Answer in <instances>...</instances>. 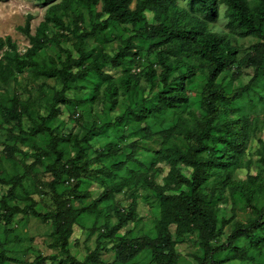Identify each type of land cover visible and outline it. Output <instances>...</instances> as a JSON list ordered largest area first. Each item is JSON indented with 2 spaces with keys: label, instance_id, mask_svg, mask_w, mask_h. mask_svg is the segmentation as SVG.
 I'll list each match as a JSON object with an SVG mask.
<instances>
[{
  "label": "trees",
  "instance_id": "trees-1",
  "mask_svg": "<svg viewBox=\"0 0 264 264\" xmlns=\"http://www.w3.org/2000/svg\"><path fill=\"white\" fill-rule=\"evenodd\" d=\"M38 1L53 4L57 0ZM132 2L63 0L45 15L33 36L30 34L32 17L27 16L25 24L17 28L30 43L23 54L9 36L0 38V84H7L16 73L25 69L44 78H56L62 84L60 100H54L48 115L40 117L27 131L23 129L22 121L25 117L31 118L28 104L17 97L0 103L6 123L18 130V138L33 139L40 134L49 137L45 150L33 147L29 171L9 179L0 176V184L12 190L22 188L23 180H30L31 173L40 167L52 176L49 187L54 205L51 210L37 212L36 202L30 196L29 203L23 207L10 205L7 198H1L0 241L4 231H7L5 228L15 218L32 216L50 222L53 245L60 253L59 258L52 257V260L58 264H103L99 257L109 252L114 253L119 264H137L141 253L146 255L147 264H179L176 243L170 232L173 227L175 237L197 234L203 251L202 259H197L201 264H221L217 258L225 252H229L233 259L258 264L256 257L264 249V178L261 177L264 173V145L258 152L261 173L248 175L242 183L236 182L233 176L249 146L250 126L244 119H230L229 113L231 107L264 76V0H187L188 9L178 7L175 0H137L134 9L130 7ZM98 4L102 5L106 18L96 23L94 18L100 16L95 14ZM219 4L226 6L227 27L234 35L258 40L251 46L250 52L239 60L253 70L252 78L236 90L226 83V72L237 61V49L231 46L225 35L208 29V25L218 18ZM77 7L85 8L90 16L88 29L79 27L78 23L83 21L80 13L72 24L66 25L62 20V16H69ZM57 12L62 16H58ZM49 24L63 32L62 38L71 37L74 40L72 48L75 56L71 51L62 49L66 57L60 62L54 58L39 60L44 43L50 41L47 35ZM111 25L129 26L133 32L120 42L112 55L102 48L88 46L89 39L99 40V35ZM135 40L149 41L154 48H161L158 54L160 72L157 73L152 65L143 70V77L148 83L146 87L140 84L137 75L131 74L130 67L139 61L140 47L133 43ZM185 61L197 63L198 68L187 65ZM169 63L175 65L170 66ZM105 66L120 68L123 72L119 82L127 97L123 114L100 127L94 123L84 128L81 134L58 136L51 127L56 118V105L65 101L63 97L71 89H78L74 86L78 82H90L93 77L104 79L111 88V95H116L111 75L102 70ZM179 66L184 70L176 71ZM198 70L207 73L200 101L202 115L198 118L189 111L191 127L187 128L188 121L181 117L189 105L185 81L192 79ZM238 77L237 72L232 81ZM156 79L160 89L152 95H145L146 89L152 91ZM90 95L92 98L93 95ZM112 104L110 111L116 102L112 101ZM168 113L176 116L178 121L165 129L161 126L156 128L155 122L161 125ZM121 126L126 127L127 138L135 140L120 148L107 145L95 152L97 162L112 163L111 167L96 172V181L103 187V192L92 204L79 210L73 209L72 201L89 198L88 193L79 190V181L83 175L90 174L91 160L87 153L91 138L101 135L106 129L117 130ZM156 135L162 138L159 149L146 151L145 155L132 154L138 139L150 140ZM68 147L74 153L71 156ZM121 151L127 153L124 161L118 159ZM124 170L127 172L125 176L122 174ZM72 185L74 187L69 189ZM138 186L154 193L158 216L147 232L128 237L120 231L129 222L139 221L136 203L131 202L126 214L118 212L113 226H109L108 216L102 212L100 205L113 201L122 192L127 191L134 196ZM60 187H63L62 191ZM64 191L69 194L66 199ZM228 202L234 205L243 202L251 210V217L246 222H235L226 241L213 246L212 243L222 235L223 228L234 219H223L219 226V204L225 206ZM81 214H92L97 219L106 214L95 248L83 260L78 259L71 248L73 228ZM258 233L263 236L258 238ZM240 239H246L249 247H239L237 242ZM5 251L0 252V264L6 261ZM43 263L41 257L34 261V264Z\"/></svg>",
  "mask_w": 264,
  "mask_h": 264
},
{
  "label": "rangeland",
  "instance_id": "rangeland-1",
  "mask_svg": "<svg viewBox=\"0 0 264 264\" xmlns=\"http://www.w3.org/2000/svg\"><path fill=\"white\" fill-rule=\"evenodd\" d=\"M63 0H57L53 4H47L38 0H0V38L9 36L18 47V51L23 54L30 47L28 38L20 33L17 28L25 24L27 16H31L30 34L33 36L38 26L44 21L45 15L50 13L53 6L60 4ZM137 0H133L131 9H134ZM178 7L188 9L187 0H175ZM77 13L82 14V22L78 25L82 29H88L91 22L90 16L83 7H77V10L71 12L69 16H62L57 12L58 16H62V20L66 25L72 24L73 19L77 17ZM95 14L100 15L94 18L96 23L102 22L106 15L102 13V5L98 4L95 8ZM228 19L226 18V6L219 4L218 18L216 22L209 24L208 29L211 32L225 35L231 43V46L237 49L236 63L232 64L226 72V77L229 88L236 90L246 85L252 78L253 70L245 67L239 60L250 52L252 45L256 44V38H239L234 35L227 27ZM47 35L50 41L44 43V47L39 60L46 58H54L57 62L64 60L66 53L62 49L73 51L74 40L71 37H64L63 32L49 24ZM133 32L129 26H109L108 29L101 33L100 39H89L88 46L91 48H102L107 54L112 55L114 50L119 46L120 42L128 38ZM62 34V35H61ZM134 44L140 47L138 64L131 66V74L137 75L141 85H148L143 77V70L152 65L154 70L159 73L160 67L158 64V54L161 48H154L149 41H133ZM187 65L198 68V64L191 61H185ZM174 66V63H169ZM102 70L111 75L112 83L116 87V95H111V88L107 82L97 80L96 77L90 82H78V89H71L63 99L64 102H59L56 105V118L51 122V127L56 130L58 136L76 135L83 133L84 128H88L94 124L100 127L105 122H112L117 116L123 114L127 107V97L120 87V78L123 74L120 68L113 69L103 67ZM183 71L180 66L176 71ZM239 74L236 81H232L233 75ZM206 71H197L196 75L190 80L185 81V88L188 91V109L182 113L181 117L188 121V112H193L200 118L202 111L200 108L201 93L206 81ZM221 78L219 81H221ZM156 79L152 91L145 90V95L154 94L160 89ZM62 84L56 78H44L36 75L31 70L25 69L22 72L16 73L7 84H0V103H6L9 99L17 97L20 101L25 102L29 106L31 118H23L22 126L25 131L38 122L40 117H45L49 113V108L54 100H60ZM93 97L91 98V95ZM116 104L112 111L109 108ZM78 113V116L76 115ZM230 119H244L250 126L249 129V146L242 157L241 166L234 173V179L238 183L246 181L248 175H258L261 173L262 166L259 161V149L264 145V76L257 80L253 89L243 95L230 109ZM178 121L176 116L168 113L164 121L160 125L155 122L156 128H168ZM191 122L186 124L190 128ZM18 130L13 128L11 124L6 123L2 111H0V176L4 179H9L13 176L20 175L25 171H29V166L33 159L31 155L34 152V146L45 150L49 137L47 134L37 135L35 138H26L22 140L17 137ZM123 137L125 139H123ZM129 137V136H128ZM135 139L127 138L125 126L116 129H106L101 135L92 137L89 144L90 149L87 153L91 160L90 174L83 175L79 181V190L83 193H88L89 198L86 200L72 201V207L79 210L98 198L103 187L96 181V172L112 166L111 162H97L94 159L95 152L103 150L107 145H116L118 148L124 144H129ZM162 138L159 135L153 136L150 140H137V146L131 151L132 154L142 153L146 151L152 152L160 148ZM70 156L74 153L68 147ZM130 150L127 151L129 153ZM121 151L118 154V159L124 161L126 154ZM131 167V165H129ZM166 172V171H165ZM127 174L126 170L122 173ZM30 180H23L22 188L14 190L11 187L0 184V199L7 198L10 205H19L21 207L29 203V197L36 202L37 212H46L54 208L52 193L49 187V182L52 176L49 173L43 172L42 168L36 167L34 173H31ZM264 178V173H261ZM75 185V184H74ZM70 186L69 189L73 188ZM66 187V186H64ZM137 193L132 196L129 192H122L115 196L113 201L105 202L100 205L103 213H106L109 220V226H113L117 222L116 214H126L132 201L137 205V218L139 221L129 222L121 231L120 234L128 237H136L147 232L153 227L154 221L157 219L158 213L156 208V199L154 193L142 186L137 187ZM63 190V187H60ZM68 192H63V197L66 199ZM1 212V211H0ZM103 214V217H106ZM219 226L221 220L233 217V221L223 228L222 235L219 239L212 243L213 246H218L226 241L230 230L235 222H246L251 217V210L243 204L237 202L235 205L228 202L225 206L219 204ZM96 218L92 214H81L74 225V233L71 237L72 253L78 259L83 260L89 251H92L96 245V239L99 232H102V227L105 219ZM1 236L0 252L6 250V261L3 264H34L36 258L44 259L43 264H58L52 260V257L59 258V250L53 245L51 237L52 227L49 221L45 222L32 216L17 217L10 225H8ZM4 229V230H5ZM175 240L176 252L179 256V264H201L197 259L201 260L203 251L199 247L197 234L175 237L174 228H170ZM263 234L258 233V238ZM239 247H249L246 239H240L237 242ZM111 243H109V246ZM146 255L141 253L137 258V264L144 262L147 264ZM229 252L222 253L217 260L221 264H256L250 260L241 261L233 259ZM103 264H119L115 260L114 253H104L99 257ZM256 262L262 264L264 262V249L260 256L256 257Z\"/></svg>",
  "mask_w": 264,
  "mask_h": 264
}]
</instances>
